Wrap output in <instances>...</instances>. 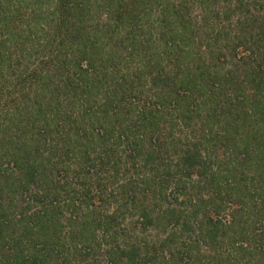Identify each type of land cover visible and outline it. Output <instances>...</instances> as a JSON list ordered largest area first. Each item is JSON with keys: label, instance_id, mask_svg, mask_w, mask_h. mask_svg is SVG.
Masks as SVG:
<instances>
[{"label": "trees", "instance_id": "16d2710c", "mask_svg": "<svg viewBox=\"0 0 264 264\" xmlns=\"http://www.w3.org/2000/svg\"><path fill=\"white\" fill-rule=\"evenodd\" d=\"M256 240L264 0H0V264H236Z\"/></svg>", "mask_w": 264, "mask_h": 264}, {"label": "rangeland", "instance_id": "374dc122", "mask_svg": "<svg viewBox=\"0 0 264 264\" xmlns=\"http://www.w3.org/2000/svg\"><path fill=\"white\" fill-rule=\"evenodd\" d=\"M223 150V148H221V149H219L218 150V152H220V151H222ZM219 154V153H218ZM81 181L82 180H80V179H73V182H74V187H75V191H77L76 193L77 194H80V186H81ZM95 181V180H94ZM250 182H251V180H250ZM249 182V183H250ZM84 183L86 184V185H90L91 186V190L89 191V193L90 192H92L93 190H94V192H95V187L94 186H96V183L95 182H90L89 180H86V181H84ZM254 184L256 185V186H259V181H258V178H256V180L254 181ZM250 189H252L251 187H249ZM93 192V193H94ZM204 193H206L205 192V190L203 191ZM91 194V193H90ZM206 195V194H205ZM96 204H99L100 206L98 207V209L100 210H102L103 211V201H100V202H96ZM91 206H94V204H92ZM247 213V215H248V217H251V218H249V221H250V223H249V225H251L254 221L255 222H257L255 219H256V216L254 215V213H253V211L252 210H250L249 209V211H247L246 212ZM244 222H242V224H243ZM241 225V224H240ZM254 225V227L253 226H251V230H253L254 231V233L256 232V229H257V227L258 226H255V224H253ZM258 225V224H257ZM234 230H230V229H228L227 230V232H229V233H232ZM251 233V232H250ZM253 233V232H252ZM250 235V234H249ZM248 235V236H249ZM258 241L256 240V241H254L253 243H252V247L254 246V247H256L255 249H254V247H253V249H252V251L253 252H251V254H250V258H249V256L248 255H245V257H247V258H245V257H242L241 258V255L240 254H238V255H231L230 257H231V259H234L235 261H236V264H259L258 262H259V259L261 260L262 258H263V253L262 252H260L259 251V247L257 246V243ZM232 247V245H230V246H227L226 244H224V245H222V246H218V245H216L215 247H212V248H208L209 250H206L203 246H199V251L197 252V253H199V257H200V260H198L197 262H195V263H188V264H215V257L213 256V253H220V254H223V255H226V252L228 251V249L229 248H231ZM263 254V255H262ZM223 255H221V256H223ZM217 257H218V255H217ZM101 259V258H100ZM244 259V260H243ZM258 259V260H257ZM102 261V262H101ZM99 260V261H97V263L96 264H101V263H103V259L102 260ZM238 261V262H237ZM261 263V262H260ZM160 264H165V263H160ZM262 264V263H261Z\"/></svg>", "mask_w": 264, "mask_h": 264}]
</instances>
